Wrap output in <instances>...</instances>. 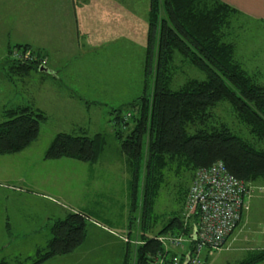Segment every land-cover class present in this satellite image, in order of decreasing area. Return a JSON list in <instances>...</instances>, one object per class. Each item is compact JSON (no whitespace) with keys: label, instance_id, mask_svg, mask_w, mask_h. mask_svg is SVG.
<instances>
[{"label":"rangeland","instance_id":"rangeland-1","mask_svg":"<svg viewBox=\"0 0 264 264\" xmlns=\"http://www.w3.org/2000/svg\"><path fill=\"white\" fill-rule=\"evenodd\" d=\"M52 1L0 0V37L39 41L46 29L40 20L39 32L40 13L49 19L48 2ZM73 3L76 7L86 5V18L81 22L88 34L75 49L61 48L58 76L50 71H23L4 64L7 52L4 47L0 56V120L2 109L16 103H32L46 114L38 135L22 152L0 155V258L9 261L32 254L37 245H43L54 218L69 210L83 209L88 214L83 242L71 252L41 264H122L123 248L119 240L123 244L127 222L124 225L119 220L128 211L130 173L114 135L112 109L141 91L149 0H73ZM228 21L226 31L233 33L232 39H238L236 54L244 66L264 72V24L252 23L239 14L230 15ZM49 24L54 27L52 21ZM49 66L55 67L51 63ZM170 70L174 88L189 77L203 76L201 70L179 55ZM122 109L124 112L127 108ZM210 111L209 121L224 120L236 132L252 139L229 102L221 100ZM79 126L88 133L101 131L106 135V146L95 162L70 156L43 158L56 132L77 130ZM190 178V171L177 167L176 163L164 170V181L151 211L150 235L158 233L172 215L180 217L182 227L192 229L195 215L187 209L183 196ZM246 200L238 223L222 246L203 249L205 264H237L251 249L264 247L262 179L251 181ZM187 231H166L157 236L163 237L164 249L168 246L179 255L192 245ZM176 236L184 237L185 246L172 243ZM133 242L137 241L131 242L129 255H133ZM132 263L129 258V264Z\"/></svg>","mask_w":264,"mask_h":264},{"label":"trees","instance_id":"trees-1","mask_svg":"<svg viewBox=\"0 0 264 264\" xmlns=\"http://www.w3.org/2000/svg\"><path fill=\"white\" fill-rule=\"evenodd\" d=\"M232 14L237 10L222 0H149L141 91L112 109L114 135L130 170L122 264H129V258L132 264H156L166 252L159 233L191 232L187 225L182 227L178 215H172L158 233L148 232L164 170L173 163L190 171V182L200 168L217 160L249 185L264 181V72L247 69L236 54L238 42L226 31ZM13 46L29 47L36 56L46 57L29 43H14L6 46L4 64L23 71L39 70V58L10 57ZM176 55L201 70L203 76L189 77L179 87H172L170 69ZM221 100L229 102L251 140L224 120L209 121L210 110ZM123 107L127 108L124 112ZM1 112L0 154L20 151L30 144L38 135L40 122L46 119L44 110L32 103H16ZM105 146L106 135L101 131H58L44 157L95 161ZM87 217L83 211L69 210L54 218L44 245L14 261L1 257L0 264H41L71 252L85 239ZM134 240L133 255H129ZM237 264H264V247L251 249Z\"/></svg>","mask_w":264,"mask_h":264},{"label":"built area","instance_id":"built-area-1","mask_svg":"<svg viewBox=\"0 0 264 264\" xmlns=\"http://www.w3.org/2000/svg\"><path fill=\"white\" fill-rule=\"evenodd\" d=\"M9 56L26 60L39 58L40 64H45L46 57L36 56L29 47L13 46ZM247 182L230 173L221 160L209 167L200 168L189 184L185 198L186 207L195 212L196 237L190 233L187 238L192 245L179 255L165 247V254L160 255L156 264H205L204 248L217 249L224 243L230 231L238 223L250 189ZM159 240L164 242L163 237ZM183 236L174 237V245L185 246ZM166 245V243L164 242Z\"/></svg>","mask_w":264,"mask_h":264},{"label":"crops","instance_id":"crops-1","mask_svg":"<svg viewBox=\"0 0 264 264\" xmlns=\"http://www.w3.org/2000/svg\"><path fill=\"white\" fill-rule=\"evenodd\" d=\"M222 1L234 7L237 10V14L241 16H245L247 20H249L250 22L257 23V24H264V0H222ZM48 4H50V8H51V12L48 15L49 19L44 18L42 16V13H40L39 32H41L42 30L40 20L44 21L45 23L44 26H46V29H45V33L42 34V36H40L39 41L32 42V41H28L23 38H19L15 36L11 37V40H10L9 35H6V36L2 35L0 37V56L2 55L3 47L5 48V51H6V46L8 44L29 43L32 46L38 47L42 50V52L47 58L46 65L51 70L50 72L55 73L58 76V72L60 68L57 65L61 62V60L59 59L60 52L62 50L61 48H65V49L74 48L75 49L76 47L79 46L80 43H82L81 38L86 37V34H88V29L85 27L86 25L82 24L81 22L82 19L86 18V11H85L86 5L82 6L83 4L82 3L79 7L78 6L76 7V5L73 3V0H53L50 3L48 2ZM49 21H52L54 23V27L50 26ZM237 42H238V39H237ZM236 51L237 52L239 51V45H237ZM49 63H51L52 65L54 64L55 67L51 68L52 66L50 67ZM250 66L252 69L253 67L252 64ZM255 70L262 72L260 68L255 67L254 71ZM139 82L142 84L141 79ZM131 98H128L127 100ZM79 127L80 128H77V130H84L85 132H87L86 129L83 128L82 126H79ZM88 134H92V133H88ZM26 147H24L22 150L17 151V152L3 153L0 155L9 156L10 154H13V153H20ZM43 158H45L44 153H43ZM95 161H88V162L93 163ZM126 167H128V165H126ZM129 173H130V170H129ZM128 196H129V191H128ZM78 210L85 212L83 209L82 210L78 209ZM127 214H128V211L126 213L125 212L122 213L123 220L120 219L119 223L126 225L125 222H127ZM48 236L46 237V239L48 238ZM120 238H121V234H120ZM117 239L119 240L118 237ZM118 240H116L117 243H118ZM119 243H120V246L124 249V246L120 240H119ZM37 246H42V245H37ZM122 255H123V251L121 252V256Z\"/></svg>","mask_w":264,"mask_h":264},{"label":"water","instance_id":"water-1","mask_svg":"<svg viewBox=\"0 0 264 264\" xmlns=\"http://www.w3.org/2000/svg\"><path fill=\"white\" fill-rule=\"evenodd\" d=\"M39 70L46 71V72L47 71H51L46 64H39ZM190 235H191L192 238L196 237V226H195V224L192 227ZM185 263H186V260L184 261L183 264H185Z\"/></svg>","mask_w":264,"mask_h":264}]
</instances>
